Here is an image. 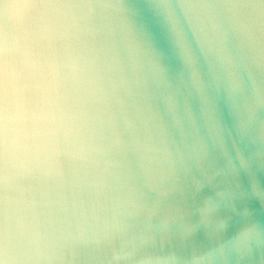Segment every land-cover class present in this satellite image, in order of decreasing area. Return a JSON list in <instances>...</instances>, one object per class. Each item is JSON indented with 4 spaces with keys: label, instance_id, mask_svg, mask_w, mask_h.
I'll return each mask as SVG.
<instances>
[{
    "label": "water",
    "instance_id": "95a60500",
    "mask_svg": "<svg viewBox=\"0 0 264 264\" xmlns=\"http://www.w3.org/2000/svg\"><path fill=\"white\" fill-rule=\"evenodd\" d=\"M0 264H264V0H0Z\"/></svg>",
    "mask_w": 264,
    "mask_h": 264
}]
</instances>
